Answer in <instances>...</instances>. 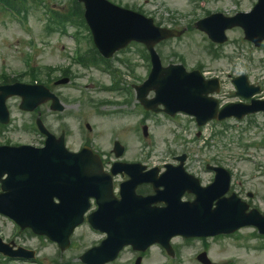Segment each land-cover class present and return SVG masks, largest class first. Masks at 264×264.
<instances>
[{
    "label": "rangeland",
    "instance_id": "374dc122",
    "mask_svg": "<svg viewBox=\"0 0 264 264\" xmlns=\"http://www.w3.org/2000/svg\"><path fill=\"white\" fill-rule=\"evenodd\" d=\"M28 16L27 25L31 30V34H26L22 30L21 24L17 20H13L7 13L0 11V73L6 72L9 76L21 75L23 81H29L30 77L25 73L24 59L28 53V38H34L37 44V51L32 59L34 65H60L71 67L73 71L89 72L90 78L83 77L79 80V84L83 85L97 75L103 76L100 72L95 70H82L78 66H70L71 51L74 47L73 40L67 35L61 36L58 32L47 34L44 32L46 24V14L43 8L35 7L27 0ZM36 0H34L35 2ZM49 7L59 10L62 9L71 0H47ZM121 5L132 6L136 3H143L144 0H114ZM190 0H149L145 4L144 10L147 13L154 14L160 22L165 25H179L180 27L192 23L194 20L204 16L205 11L214 9H221L226 15H233L235 12L248 11L253 0H208L202 7H197L196 4L190 3ZM157 5L162 9L157 10ZM201 5V4H200ZM72 33L73 28H68ZM230 41L220 49L222 53L221 59L212 62L210 65L224 81V89L220 97L229 94L228 98L225 96V101H235L231 92V83L227 78V73L235 75L241 70L247 71L254 75L258 73L259 66L264 67L263 64L258 63V60L263 59L264 48L255 50L250 45L240 41L241 33L233 31L229 33ZM173 50L187 58L188 63H195L199 60H205L202 54L204 50L203 37L197 32L188 34L179 40L170 43ZM249 57L254 62H249ZM144 70V68H139ZM106 77V76H105ZM107 78V77H106ZM257 78V77H256ZM103 79V78H102ZM264 85V80L262 82ZM82 89V88H81ZM64 95L74 102L81 97V94L74 89H65ZM92 94V93H91ZM18 98H13L8 101L9 111L11 115V124L6 129L0 130V141L8 140L10 142H30L35 138V134L26 131L25 127L29 126L34 116L33 114L24 113L18 108ZM130 104H134L131 100ZM44 112V106L41 107V113ZM45 113V112H44ZM162 119L161 117H157ZM96 120L92 118L91 121ZM132 125L135 117L131 118ZM158 125L156 123L150 124L149 132L152 137L147 140L148 151L162 152L172 151L179 148L180 150L191 151L193 153L202 152L211 158H216L218 162L230 167L232 170L239 168L251 173L250 176L244 175L243 181L247 180L246 188H252L259 193V197L255 202L259 205L257 207L264 210V175L259 174L264 171V150L260 149L256 152L253 147L248 151L250 155L243 160L242 155L245 150L241 148L240 138L242 133V126L234 121L228 122L226 125H209L202 130V135L198 140L189 139L195 132V126L192 123L183 122L189 132L182 136L185 141L175 144V131L178 129L171 121L164 120ZM222 131V135L218 132ZM215 135V136H214ZM244 142L248 143L251 139L248 134L243 136ZM131 152H137L140 149V141L136 137L131 136ZM257 164V165H256ZM260 166V170L256 171L255 167ZM252 169V172L249 171ZM254 176V181L249 179ZM236 174L233 175V181H238ZM0 231L5 238H10L17 235L16 230H13L12 225L4 219H0ZM252 229H244L240 235L246 239L242 241L244 244L236 246L235 241L231 238L224 239L223 242L208 240L209 255L214 260V264H222L226 261H232L234 264H264V250H254L264 240L259 238L249 237ZM176 245H181L183 248L182 260L183 264H198L193 257L201 249V242L195 241L190 244H181L180 240L174 241ZM156 249L150 252V257L146 259L144 264H165ZM52 253V251L50 252ZM66 257H68L66 255ZM162 261V262H161ZM7 264H25V263H7Z\"/></svg>",
    "mask_w": 264,
    "mask_h": 264
}]
</instances>
